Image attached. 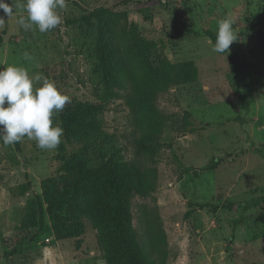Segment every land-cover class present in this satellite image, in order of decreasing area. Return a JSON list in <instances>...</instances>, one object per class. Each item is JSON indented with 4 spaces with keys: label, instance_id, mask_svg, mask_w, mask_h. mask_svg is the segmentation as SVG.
Segmentation results:
<instances>
[{
    "label": "rangeland",
    "instance_id": "rangeland-1",
    "mask_svg": "<svg viewBox=\"0 0 264 264\" xmlns=\"http://www.w3.org/2000/svg\"><path fill=\"white\" fill-rule=\"evenodd\" d=\"M66 2L46 34L0 10V71L47 78L74 117L53 151L0 139V264H264V0ZM229 15L240 38L217 54Z\"/></svg>",
    "mask_w": 264,
    "mask_h": 264
},
{
    "label": "clouds",
    "instance_id": "clouds-1",
    "mask_svg": "<svg viewBox=\"0 0 264 264\" xmlns=\"http://www.w3.org/2000/svg\"><path fill=\"white\" fill-rule=\"evenodd\" d=\"M68 8L66 0H11V6L0 3V10L11 19L15 13H26L17 21L24 31L38 30L40 34L60 28L62 13ZM0 18V29L5 27ZM236 18L229 15L218 22L215 46L217 54H229L230 47L238 42ZM211 43V41H209ZM23 59L33 62L27 52ZM36 67H39L37 64ZM71 103L62 95L55 83L41 75L32 76L24 67H7L0 71V139L5 147L33 141L41 151H53L61 144L64 135L60 126L54 125L55 116Z\"/></svg>",
    "mask_w": 264,
    "mask_h": 264
},
{
    "label": "trees",
    "instance_id": "trees-1",
    "mask_svg": "<svg viewBox=\"0 0 264 264\" xmlns=\"http://www.w3.org/2000/svg\"><path fill=\"white\" fill-rule=\"evenodd\" d=\"M87 23H89V20L91 19V15L87 17H83ZM251 28L255 33H257V36L259 37L260 40V46L262 47L264 51V42L263 38L256 27L255 24H251ZM72 115L66 113V112H60L58 114V118L60 122L66 126L69 122L70 119H72ZM74 118V117H73ZM96 146V148H95ZM91 147V146H90ZM91 148H95V150L101 152V159L102 162L99 164L100 170L103 172V177L106 179V182L110 186L113 194H114V205L110 209V218H111V223L118 230L119 232L124 231L125 229V220H124V209H123V201H122V196L119 193V187L116 184L117 180V168L112 165L110 157H115L117 155V150L113 148H109L105 145L101 144H94ZM108 156V160L104 161V157ZM53 184L50 179H47L44 181V190H45V196H48V188L52 187ZM48 198V197H47ZM39 220L40 222L43 221V209L42 206H40L39 209Z\"/></svg>",
    "mask_w": 264,
    "mask_h": 264
}]
</instances>
